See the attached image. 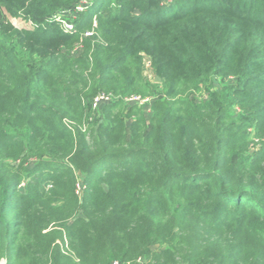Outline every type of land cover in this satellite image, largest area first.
Listing matches in <instances>:
<instances>
[{
  "label": "trees",
  "instance_id": "16d2710c",
  "mask_svg": "<svg viewBox=\"0 0 264 264\" xmlns=\"http://www.w3.org/2000/svg\"><path fill=\"white\" fill-rule=\"evenodd\" d=\"M79 1L0 0V263L264 264V0Z\"/></svg>",
  "mask_w": 264,
  "mask_h": 264
},
{
  "label": "built area",
  "instance_id": "2783aa9c",
  "mask_svg": "<svg viewBox=\"0 0 264 264\" xmlns=\"http://www.w3.org/2000/svg\"><path fill=\"white\" fill-rule=\"evenodd\" d=\"M91 6V0H80L72 9L64 10L62 12H59L55 14L50 21L55 22L58 24L59 28L67 34H72L76 32V21L79 16L84 14ZM31 24V29H33V25ZM93 28L96 27V20L93 19L92 21ZM86 36L91 35V33H86ZM118 97L114 96L113 94H105L101 93L96 95L90 105V117L89 121H93L100 111L111 102L117 100ZM154 98L147 97V98H141L139 96H130L123 98V103L127 107L136 106L137 108L141 109L145 116L148 118L151 115V105ZM80 187L79 185L76 188V194H80ZM141 259L137 260V263H141ZM113 264H118L117 262H114Z\"/></svg>",
  "mask_w": 264,
  "mask_h": 264
},
{
  "label": "rangeland",
  "instance_id": "374dc122",
  "mask_svg": "<svg viewBox=\"0 0 264 264\" xmlns=\"http://www.w3.org/2000/svg\"><path fill=\"white\" fill-rule=\"evenodd\" d=\"M1 20H6L7 22H10L15 28L16 30H21V29H26V30H30L32 27H31V24H30V21L28 20H25L23 18H21V16H18V17H10L7 13L3 12L2 15H1ZM149 61L148 60H145L144 62V66H143V70H142V75H143V78L146 82L148 83H153V79H154V74H153V71L148 63ZM230 81H228L227 83H225L226 85H229V84H233L232 82V78L229 79ZM208 85H211V82H208L207 83ZM218 84V81H215V84L214 85H217ZM198 97H200L201 99H205L206 98V94H199L197 95ZM97 118H100V113L98 114ZM255 144L257 146H259L256 141H254ZM254 150V147L252 148V151ZM80 187V191L82 192L83 191V188L81 187V185H79ZM22 189V187H20V190ZM81 192H80V196H81ZM0 264H3V263H0Z\"/></svg>",
  "mask_w": 264,
  "mask_h": 264
},
{
  "label": "water",
  "instance_id": "95a60500",
  "mask_svg": "<svg viewBox=\"0 0 264 264\" xmlns=\"http://www.w3.org/2000/svg\"><path fill=\"white\" fill-rule=\"evenodd\" d=\"M156 81H159V78H156Z\"/></svg>",
  "mask_w": 264,
  "mask_h": 264
}]
</instances>
